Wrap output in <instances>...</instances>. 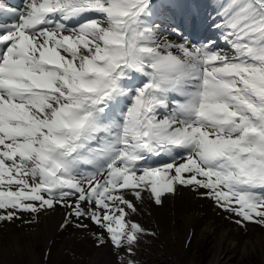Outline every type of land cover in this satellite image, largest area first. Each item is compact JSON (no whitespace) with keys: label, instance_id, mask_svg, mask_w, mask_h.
Masks as SVG:
<instances>
[{"label":"snow or ice","instance_id":"6c2138e0","mask_svg":"<svg viewBox=\"0 0 264 264\" xmlns=\"http://www.w3.org/2000/svg\"><path fill=\"white\" fill-rule=\"evenodd\" d=\"M176 186L264 227V0H0V222L59 206L138 264Z\"/></svg>","mask_w":264,"mask_h":264},{"label":"bare ground","instance_id":"6f19581e","mask_svg":"<svg viewBox=\"0 0 264 264\" xmlns=\"http://www.w3.org/2000/svg\"><path fill=\"white\" fill-rule=\"evenodd\" d=\"M4 2L16 6L21 0H4ZM177 2L196 6L201 14L210 12L211 6L215 4V0H177ZM147 199L144 198L143 203L137 204L141 216L136 213L134 215L137 216H132L133 220L142 217L140 221L145 219L151 221L146 211L149 210L150 205L156 206V204L150 197ZM180 201L184 202V205H200L201 209H204L194 215L191 212L183 213L175 206L164 209L151 206L153 218L158 223L157 226L160 225L163 234V244H166L165 247L170 250L172 263L264 264V227L254 222L236 223L238 217L223 211L212 199L199 196L189 187L176 186L174 194L162 196V204L168 205ZM64 214L65 210L57 206L55 211L41 214L39 222L35 224L23 225L19 221L0 222V264H100L102 249L113 250L110 244L97 246L91 233L100 229L89 221H85L89 226L88 230L73 225L61 229L59 225L63 223ZM25 218L30 219L28 216ZM143 227L147 226L143 224ZM193 231H199V234L195 233L198 235L194 237L191 235L193 238L184 243L189 232ZM186 253L190 254L184 260L183 256ZM68 255L77 258L70 260L67 258ZM88 255L93 256L87 258ZM178 259H181L180 263L176 262Z\"/></svg>","mask_w":264,"mask_h":264},{"label":"rangeland","instance_id":"374dc122","mask_svg":"<svg viewBox=\"0 0 264 264\" xmlns=\"http://www.w3.org/2000/svg\"><path fill=\"white\" fill-rule=\"evenodd\" d=\"M147 197H149L147 195V193H144V198L147 199ZM150 201H152V200H150ZM211 204H212V202H211ZM151 206L153 208H156V209H164L165 207L175 206L177 209H179L183 213L191 212V213H194V215L200 213L202 211V209H204V208L201 209L200 205L198 206V205H194V204H185L184 205V202H181V201L177 202V203H173V204H168V205L166 203L156 205V206L150 205L149 210L146 211V215L151 217V218H149V220H151L152 222L148 221L146 219L144 221H140V219L142 217L140 219L138 218L139 220L137 218L135 219V221L138 220L137 221L138 223L140 222V224L143 223L144 225H146L147 227H145V229H147L149 232L154 233V235H143V236H141L139 244H138L137 249H136L135 256L133 257L136 261H138V264H174V263H172V261H170V250L165 247L166 244H163V242H164L163 234L161 233L160 225L157 226L158 223L153 218L154 214L151 211V208H152ZM137 214H140V216H141V213L139 211H137ZM134 216H137V215H134ZM154 222H155V224H154ZM143 224H142V226H143ZM192 229L193 230L195 229V224L192 226ZM198 232L193 231L192 232L193 234L191 232H189V234L187 235V240L185 239L184 243L188 242L191 238L194 237V235L197 236L199 234ZM195 233H198V234H195ZM102 251L104 254L101 253V259L102 260L100 259V262H99L100 264H118V259L114 253V250H108V249L103 250L102 249ZM189 254L186 253L185 256H183V259L185 260V258H187L189 256ZM92 256L93 255H88L87 258L92 257ZM67 258L70 260H73V258H77V257L74 255L73 256L68 255ZM176 262L180 263L181 259H178V261H176Z\"/></svg>","mask_w":264,"mask_h":264}]
</instances>
